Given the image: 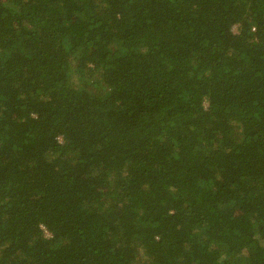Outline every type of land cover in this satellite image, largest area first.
I'll use <instances>...</instances> for the list:
<instances>
[{"label":"trees","instance_id":"16d2710c","mask_svg":"<svg viewBox=\"0 0 264 264\" xmlns=\"http://www.w3.org/2000/svg\"><path fill=\"white\" fill-rule=\"evenodd\" d=\"M0 264H264V0H0Z\"/></svg>","mask_w":264,"mask_h":264}]
</instances>
